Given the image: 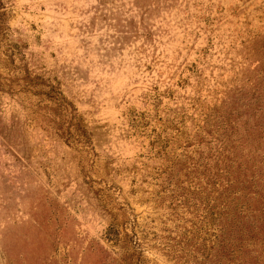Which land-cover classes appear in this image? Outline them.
<instances>
[{
    "label": "rangeland",
    "instance_id": "374dc122",
    "mask_svg": "<svg viewBox=\"0 0 264 264\" xmlns=\"http://www.w3.org/2000/svg\"><path fill=\"white\" fill-rule=\"evenodd\" d=\"M0 264H264V0H0Z\"/></svg>",
    "mask_w": 264,
    "mask_h": 264
}]
</instances>
